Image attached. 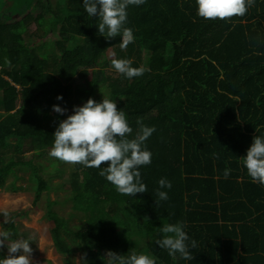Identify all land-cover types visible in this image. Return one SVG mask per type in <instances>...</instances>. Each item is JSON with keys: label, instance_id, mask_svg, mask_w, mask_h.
<instances>
[{"label": "trees", "instance_id": "obj_1", "mask_svg": "<svg viewBox=\"0 0 264 264\" xmlns=\"http://www.w3.org/2000/svg\"><path fill=\"white\" fill-rule=\"evenodd\" d=\"M52 1L36 0L25 17L13 9L12 18L0 19V188L14 167L31 168L38 181L33 206L47 200L56 252L70 257L81 250V264H110L109 251H135L156 264L264 261V185L253 183L242 163L254 137H264V0L227 22L199 17L196 0L129 6L126 27L135 42L123 51L121 37L98 34L99 16L90 17L83 0ZM20 29L28 47L19 43ZM49 35L53 55L41 52L37 41ZM113 58L150 71L133 79L113 76L106 70ZM89 98L116 102L133 136L138 120L155 127L146 141L152 163L139 169L148 192L121 195L99 175L102 169L68 164L65 171L55 158L44 162L59 123ZM54 105L67 111L61 115ZM57 177L67 181L56 183ZM162 178L172 187L160 189L169 198L157 206ZM63 186L80 225L54 210L51 193ZM181 221L197 241L192 260L173 258L155 243L163 225ZM11 234L7 243L27 239Z\"/></svg>", "mask_w": 264, "mask_h": 264}, {"label": "clouds", "instance_id": "obj_2", "mask_svg": "<svg viewBox=\"0 0 264 264\" xmlns=\"http://www.w3.org/2000/svg\"><path fill=\"white\" fill-rule=\"evenodd\" d=\"M146 0H83V8L90 17L99 16L98 34L111 40L121 37L120 49L126 50L135 42L133 30L126 27L129 6H141ZM197 15L209 21H230L235 17L246 16L249 8L254 7L256 0H196ZM6 63H10L5 58ZM112 67L122 76L133 79L150 71L143 65L133 67L129 59L113 58ZM63 100L62 96L57 97ZM53 110L63 115L67 109L54 105ZM139 126L133 136V128L129 125L124 111L117 103L107 98L98 103L89 98L83 106H76L74 114L59 123L54 133V145L49 152L50 157L69 165H82L88 168L102 169L99 175L106 177L118 193L133 197L138 193L148 192L142 182L140 168L152 163V153L146 141L156 131L138 120ZM219 158L218 154H214ZM243 166L253 183L264 185V137L255 136L253 143L242 157ZM108 165V166H104ZM231 174V169L224 170V178ZM172 183L166 178L159 180L156 191V204L168 200V193L160 189H171ZM4 223H9L7 211L2 213ZM186 224L181 221L165 224L161 228L162 239L155 243L166 249L175 258L177 253L185 260H192L191 249H195L197 241L191 239L185 231ZM8 231H0V250L8 249L7 257L0 259V264H33L30 240L19 239L11 243ZM86 255V254H85ZM107 257L110 264H156L149 255L137 254L133 251L129 256L109 251Z\"/></svg>", "mask_w": 264, "mask_h": 264}, {"label": "rangeland", "instance_id": "obj_3", "mask_svg": "<svg viewBox=\"0 0 264 264\" xmlns=\"http://www.w3.org/2000/svg\"><path fill=\"white\" fill-rule=\"evenodd\" d=\"M55 4V0L52 1ZM36 0H0V19L12 18V10L16 9V14H22L23 17L32 13ZM11 11V12H10ZM50 18V14L45 16V20ZM16 20V19H15ZM14 20V22H15ZM38 26L34 23L33 30ZM21 32L19 36V43L21 47H28L31 42L28 41L26 35ZM39 43V50L48 55H53L56 51V46L52 35L37 39ZM112 54L113 50H109ZM108 74L117 76L118 72L114 68L106 69ZM1 71V67H0ZM103 86L102 83L97 86V89ZM19 88L20 86L17 85ZM21 88V87H20ZM22 89V88H21ZM20 89V90H21ZM98 95V93H95ZM52 157L44 159L46 165H52ZM59 168L66 167L65 171L69 170L68 164L57 163ZM54 169V167H50ZM54 181L66 182L67 179L55 178ZM38 189L37 178L28 166L14 167L10 172L7 184L0 188V231L10 230L11 233L18 231L22 237H27L30 240V247L32 248V262L33 264H46L45 260H50L52 264H66V260L70 264H81L82 251L77 250L73 256L65 257L56 252L52 240L53 222L48 218L49 208L47 200L43 199L39 202V206H33L34 193ZM69 190L67 186L60 187L57 191L51 193L54 201V210L62 217L70 220L71 225H80L82 223L81 214L73 207V202L69 198ZM9 213V223H4L3 212ZM13 217H18L15 224L12 225L10 220ZM8 255V249L3 248Z\"/></svg>", "mask_w": 264, "mask_h": 264}, {"label": "crops", "instance_id": "obj_4", "mask_svg": "<svg viewBox=\"0 0 264 264\" xmlns=\"http://www.w3.org/2000/svg\"><path fill=\"white\" fill-rule=\"evenodd\" d=\"M10 2V0H8ZM256 216V215H255ZM219 264V263H218ZM234 264V262L232 263ZM242 264H264V261H262L261 259L258 258H252V257H248L247 261H245Z\"/></svg>", "mask_w": 264, "mask_h": 264}]
</instances>
